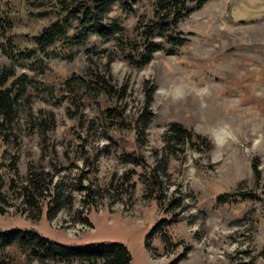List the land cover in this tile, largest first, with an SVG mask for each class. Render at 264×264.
Instances as JSON below:
<instances>
[{
	"label": "rangeland",
	"instance_id": "1",
	"mask_svg": "<svg viewBox=\"0 0 264 264\" xmlns=\"http://www.w3.org/2000/svg\"><path fill=\"white\" fill-rule=\"evenodd\" d=\"M61 1L0 0L19 51L35 50L33 37L60 17ZM109 15L123 27L124 43L93 35L72 45L60 39L48 54L39 53L38 71L15 65L31 82L13 124L0 133V230L33 228L68 246L120 243L131 264H264V203L215 201L236 193L264 198V0H208L179 24L189 42L174 55L156 52L140 70L122 56L138 18L151 16V0H139L130 12L114 7ZM109 60L111 84L126 88L121 100L76 81L103 73ZM10 65L0 51V67ZM145 83L156 90L149 108L154 117L142 129L137 119ZM115 107L122 127L103 114ZM171 123L204 137L211 149L185 145L172 154L164 142ZM29 167L59 184L63 204L51 219L44 212L47 194L39 199V215L19 195ZM155 168L162 207L174 200L164 211L154 199L156 187L145 181ZM164 218L173 222L151 234ZM5 253L0 264H59L14 248Z\"/></svg>",
	"mask_w": 264,
	"mask_h": 264
},
{
	"label": "trees",
	"instance_id": "2",
	"mask_svg": "<svg viewBox=\"0 0 264 264\" xmlns=\"http://www.w3.org/2000/svg\"><path fill=\"white\" fill-rule=\"evenodd\" d=\"M138 1L77 0L74 4L64 6V1L62 0L59 7L60 17L43 28L37 36L33 37L35 50L27 51H19L14 43L9 40L8 34L12 29V21L6 15L0 14V39L5 40L4 43L0 44V51L11 63L10 66L0 67V133L13 124L17 107L25 97L26 88L31 82L30 77L25 72L19 75L15 73V65L27 68L31 72L38 71L41 61L39 53L48 54L47 48L60 39H67L72 45L83 42L90 35H93L104 43L111 40L124 43L121 39L123 27L118 18H114L109 14L114 7L124 12L133 11V7ZM207 1L151 0V16L138 18L133 28L132 39L125 42L128 51L122 56L124 61L140 70L150 63L156 52L161 51L165 55L176 54L181 47L189 42L188 34L179 29V24L193 12L201 9ZM59 55L54 54V56ZM111 61L107 62L103 73L93 72L91 80L79 78L76 80L78 81L77 83L97 95H103L109 100H121L125 95L126 88L123 86L117 89L111 84L108 73ZM66 82L70 86L75 84V81L70 83V79L66 80ZM155 90V86L150 85L147 87V83L144 84V104L139 111L137 119L142 129L146 128L154 117L149 108L153 102ZM103 114L106 120L114 126H123L121 121L122 112L119 108H107ZM43 128L46 131L53 130L54 125H44ZM134 129L138 130L136 126ZM164 142L171 153L177 156L185 145L193 150H200L203 145L206 149H211V144L207 139L190 129H186L179 123L168 125V130L164 135ZM16 159L17 156H13L11 161L15 174L18 172L15 165ZM252 170L255 178L259 180L260 172L257 166L253 165ZM145 181L148 184L147 187H156L154 189V199L160 209L164 211L170 207L174 200L165 205V208L162 207L160 181L158 180L156 168L149 172ZM19 189V195L22 197L24 206L34 210L35 215L41 213L38 204L39 199L43 198L44 194L48 195L46 210L44 211L47 220L53 218L63 204L59 184L52 182V176L44 173L35 174L30 167L28 168L27 179ZM90 192L95 194L96 190L90 189ZM86 196L89 197L90 195L87 194ZM236 197L258 200L264 203V198L245 193L220 194L215 201L218 204H227L236 202ZM85 221L87 220L85 219ZM170 221L173 222L171 218H164L158 221L151 230V234L164 229V227L166 228L171 223ZM147 238L148 236L145 237V240ZM144 245L147 247L146 242ZM9 248H14L41 262L48 261L59 264H131L132 261L129 250L120 243L101 242L81 246H68L40 235L33 228L0 230V255H5L7 253L5 251Z\"/></svg>",
	"mask_w": 264,
	"mask_h": 264
}]
</instances>
